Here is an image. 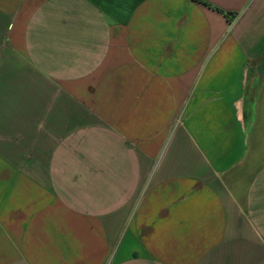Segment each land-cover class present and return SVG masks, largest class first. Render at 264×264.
I'll return each mask as SVG.
<instances>
[{"label": "crops", "instance_id": "1", "mask_svg": "<svg viewBox=\"0 0 264 264\" xmlns=\"http://www.w3.org/2000/svg\"><path fill=\"white\" fill-rule=\"evenodd\" d=\"M201 1L0 0V264H264V0Z\"/></svg>", "mask_w": 264, "mask_h": 264}, {"label": "trees", "instance_id": "2", "mask_svg": "<svg viewBox=\"0 0 264 264\" xmlns=\"http://www.w3.org/2000/svg\"><path fill=\"white\" fill-rule=\"evenodd\" d=\"M195 1H197L198 3H200V4L204 5V6H207V7L211 8V9L215 10L218 13H221V14L223 13L221 10H219V9H217L215 7H212V6H210L209 4H207L205 2H202L201 0H195ZM225 16H231L232 17V16H234V14L226 13Z\"/></svg>", "mask_w": 264, "mask_h": 264}]
</instances>
